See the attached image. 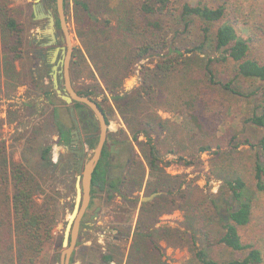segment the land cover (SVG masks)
I'll list each match as a JSON object with an SVG mask.
<instances>
[{"label": "trees", "instance_id": "16d2710c", "mask_svg": "<svg viewBox=\"0 0 264 264\" xmlns=\"http://www.w3.org/2000/svg\"><path fill=\"white\" fill-rule=\"evenodd\" d=\"M76 3L85 13L88 33L92 37L91 48H88L90 62L86 65L88 76L93 79L98 77L101 83L95 86L104 92L106 100H112L117 107L123 101L129 106L137 96L142 95V90L147 94H150L147 90L154 91L152 83L146 90V79L136 90V97L133 94L130 96V92L124 91L122 86L124 79L133 74L138 62L149 56L157 57L154 67L158 73L167 75L175 71L177 66L183 79L187 76L185 80H189L192 86L182 81L180 104L187 110L185 117L189 123L203 135L212 136L219 130L223 99H230L231 95L244 100L259 99L243 117L244 123L263 131L255 142L247 136L243 139V144L255 148L251 184L244 173L228 171L218 175L222 184L215 194L198 192L196 185L195 188L189 184L182 187L181 175H169L158 165L161 162L160 151L147 130H135L131 138L138 142V134L146 132L149 147L146 157L152 177L146 184L147 193L162 191L171 182L175 183L168 190L172 193V189H175V209L181 210L186 218V229L181 231L175 228V237L181 240L187 233L192 259L196 264H264V222L254 221L259 205L258 194L264 192V0H129L123 5L116 24L103 15L111 11L109 5L104 6L105 2L104 5L95 6V9L85 1L77 0ZM65 4L64 1V8ZM180 24L184 36H187L184 39H190L182 44L176 43L174 39L178 29L172 32L173 27ZM170 33L172 35L169 37ZM23 44L21 22L7 1L0 0V71L4 78L14 80V89L23 85L29 88L26 90L27 100L22 105L33 114L38 111L40 96L44 95L49 103H52V97L57 96L52 85L42 95H34V90H30L43 88L42 75H46L49 64L44 65L43 69L36 65L29 67L27 79L26 70L23 67L21 70L16 68L17 62L23 58ZM207 47L214 52L213 55L205 53ZM78 51L77 56L83 58L81 50ZM33 55L35 59L38 58L35 52ZM190 60L196 63L199 72L195 77L201 76L202 81H194L193 69L188 66ZM74 65L73 61L71 72L75 78L83 76L84 73L74 71ZM76 91L91 98L96 93L95 87L91 85ZM172 91L175 93V87ZM97 103L106 117L105 108ZM70 107H73V114L79 117L84 115L80 109L87 108L90 126H93L89 132H97L92 112L80 102H73L67 107L72 127L74 123ZM135 113L141 114V110ZM155 120L159 121L157 124L162 128L164 120L156 114L142 123L151 125ZM51 123L58 135L54 142L68 145L72 127H65L55 114ZM34 127L31 132L33 139V135L39 132ZM23 136L21 134L19 137ZM96 142L97 136L92 135L87 141V149L93 148ZM116 142L111 140L113 144ZM121 142L128 143L132 150L128 140ZM211 147V144H200L196 151L202 153L211 150ZM51 150L52 143L47 141L38 146L41 169L32 172L25 162L9 158L4 142H0V264H37L45 243L52 235L58 201L52 192L44 188L49 169L55 165L51 161ZM109 152L106 141L92 174L91 198L96 190L104 189L108 198H112L115 192L119 193L132 182L141 183L142 168L135 166L133 160L128 162V177L108 178L103 165L107 164ZM168 152H175V163H193L192 159L186 160L184 155L178 154L176 149ZM214 153L217 158H221L220 145H216ZM74 165L77 168L75 161ZM153 204L149 202L151 206L147 208V218H152ZM140 235L146 237L154 248L158 247L157 239L151 232ZM217 248L228 250L231 255L223 259L214 257L212 253ZM102 258L105 261L112 260L106 255Z\"/></svg>", "mask_w": 264, "mask_h": 264}, {"label": "rangeland", "instance_id": "374dc122", "mask_svg": "<svg viewBox=\"0 0 264 264\" xmlns=\"http://www.w3.org/2000/svg\"><path fill=\"white\" fill-rule=\"evenodd\" d=\"M6 1L23 26V58L17 62L16 68L21 70L23 67L28 79L29 67L36 65L37 68L43 69V66L47 64L45 60L38 59L39 57L35 59L36 57L33 55L35 49L39 47L34 42L37 28H41L46 23V19L34 18L32 6L35 0ZM64 1L66 3L64 8L66 26L72 47L71 83L75 89H81L87 85L95 87L96 93L92 95V98L105 108L108 121L107 146L109 147L113 139L119 142L114 143L110 151L111 154H116V163L110 169L108 178L113 179L124 175L128 177L130 174L128 162L130 160L136 163L135 166H141L143 174L141 183L132 182L119 193L115 192L112 198H108V193L104 189L96 190L93 193L91 203L81 219L70 264H196V261L192 259L190 237L187 233L181 240L175 237V228L181 231L186 229L184 213L175 209V189L173 188L172 193H169L175 183L168 184L166 189L157 192L153 198L141 201L142 196L149 195L146 191V184L152 179L146 157L149 147L145 136L146 132L138 134V142L132 140V133L138 129L147 130L160 151L161 162L159 161L158 165L169 175H181L182 187L189 184L195 188L196 185L198 192L215 194L222 184L218 175H224L228 171L242 172L246 175L248 183H252V161L255 148L252 149L249 145L243 144V139L247 136L252 142H255L263 134V131L253 129L249 124L244 123L243 117L259 102V99L244 100L232 95L230 99H223L221 106L223 117L219 130L212 136L203 135L189 123L185 117L187 110L180 104L179 96L182 95V81H185L187 85L190 84L189 80H185L187 76H184L183 79L182 72H178L177 66H175V71L172 70L167 75L158 73L154 67L157 57L149 56L138 62L133 74L124 79L122 86L124 91L130 92V96L133 94L136 97V90L139 89L142 80L146 79L144 83L146 90L148 85L152 83L154 91L147 90L150 91V94H147L142 90V95L137 96L134 102L129 103V106L123 101L117 107L112 100H106L103 95L104 92L95 86L101 83L98 77L95 76L93 79L88 76L86 65L90 62L88 48H91L92 37L88 33L85 13L77 5V0ZM80 1L88 2L92 9H95V6L99 4L104 5L105 2L104 6L109 5L111 11H107L103 15L111 18L112 24H116L123 5L129 0ZM45 4L54 13L55 34L59 39L63 32L58 22L55 0H46ZM175 29H178V33ZM173 31L176 34V38H174L176 43L182 44L188 40L187 38L184 39L187 36H184L182 24L173 27ZM171 35L172 33L169 34V37ZM78 49L81 50L80 53L83 54V58L77 56ZM205 53L207 55L214 54L208 47L205 49ZM200 56L203 57V54ZM73 61L75 63L74 71L84 73L83 76L75 78L71 72ZM188 66L193 69L191 70L193 78L199 74L194 61L190 60ZM47 68L46 75H42L43 88L30 89L34 90V95L36 93L42 95V92L50 89L52 85L49 74L50 64ZM196 79L202 81L201 76L195 77V82H197ZM14 84V80L4 78L0 71V142H4L6 155L9 158L25 162L32 172L41 169L38 161V146L44 141L52 143L50 156L55 165L49 169L50 178L48 179L49 175L46 176L44 188L47 192H52L57 198L58 208L52 235L45 243L37 264H58L60 252L63 249L61 246L63 230L75 200L74 183L78 171L74 165L75 159L72 151L65 145L54 142L58 139V135L51 119L55 114L65 127H72L71 118L67 111V107L71 104L67 105L58 97H52V103H49L42 95L38 99V111L30 114V109L22 105V102L27 100L26 90L29 88L23 85L14 89ZM59 85L60 87L64 86L63 78L59 79ZM190 85L192 86V84ZM204 85L207 84L204 83ZM174 87L175 93L172 91ZM107 97L109 96L107 95ZM132 109L135 111L133 112ZM137 110H141V114H136ZM80 111L86 120L82 131L83 133L89 132L93 126H90L88 109L82 108ZM155 114L164 120L162 128L157 124L158 120H155L156 123L152 122L151 125L142 123L143 120L146 122ZM73 115L77 117V115ZM34 125L39 129V132L33 135V139L31 132L35 128ZM21 134H24L23 138L19 137ZM124 139L130 142L132 150L128 143L121 142ZM204 143L211 144V150L198 153L196 151L198 145ZM216 145H220V159L214 153ZM170 149H176L178 154L184 155L186 160L192 159L193 163L191 165L175 163L177 156L175 152H168ZM91 150L92 148L88 149L85 159L91 155ZM138 186L139 188H137ZM149 202H154V209L150 214L152 218H147L149 214L146 211L151 206ZM258 202L257 213L254 218L256 223L264 222V192L258 194ZM96 206L100 207L97 216L95 219L89 220V216L92 215ZM146 231L151 232L152 236L157 239V249L146 237L140 235ZM212 254L221 259L231 255L228 250L222 248H217ZM104 255L110 256L112 260L105 261L102 258Z\"/></svg>", "mask_w": 264, "mask_h": 264}, {"label": "water", "instance_id": "95a60500", "mask_svg": "<svg viewBox=\"0 0 264 264\" xmlns=\"http://www.w3.org/2000/svg\"><path fill=\"white\" fill-rule=\"evenodd\" d=\"M55 7L60 29L63 32V35L61 36V41L62 43H64V45L56 46L51 51L50 62L53 64L51 66L49 74L51 76L52 88L55 91L56 96L62 101H64L67 105L72 104L73 102H80L85 104L94 115L98 127L97 132L92 134L97 136V142L91 150V155L85 159V154L87 150L84 144H82L81 148L76 151L78 155L76 165L78 174L74 183L75 200L63 230L61 240V246L63 247V249L60 252L58 262V264H70V258L78 237L81 219L84 216L90 203L92 174L99 161L102 149L106 142L108 126L105 114L103 113L101 107L98 105L97 101H95L91 97L77 93L76 89L71 83L70 61L72 57V47L68 34V29L66 26L64 0H55ZM41 17H45L48 19V32L51 34V38L47 44H52L55 40V35L53 34L54 15L52 14L50 9H48L46 12H42V15H38L36 13L34 15L35 19H39ZM59 50L61 51L62 57L59 59L58 62H55V58ZM61 78H63L64 81L63 87H60L59 85V79ZM69 110L74 118L73 107H70ZM156 194L157 192H153L147 196H142L141 201H147L153 198ZM99 208V206L95 208L94 214L90 216L91 220L95 219Z\"/></svg>", "mask_w": 264, "mask_h": 264}, {"label": "flooded vegetation", "instance_id": "af4514ba", "mask_svg": "<svg viewBox=\"0 0 264 264\" xmlns=\"http://www.w3.org/2000/svg\"><path fill=\"white\" fill-rule=\"evenodd\" d=\"M45 1L46 0H37V1L35 0L34 5L32 6L33 15H35V13L38 15H42V12H46L48 10V8L45 6L46 5ZM41 18L46 19V23L41 28H37V34L35 36L34 42L37 43V45H39V47L35 49V53H36L37 57H39V59L45 60L46 63L50 64V70H51V66L53 64L50 62L51 51L56 46H62L63 43H62L60 37H59V39H57V36L55 34V26H54L53 34L55 35V40L52 44H47L51 38V34L48 32V24H47L48 19L45 17H41ZM38 29H39V31H38ZM61 57H62L61 51L59 50V52L57 53V56L55 58V62H58ZM72 119H73V123H74L73 125L74 126L72 127V129H70L71 136H70L69 144L65 145V146L67 148H69L70 151H72V155L74 156V159H75V164L77 165L78 155H77L76 151L79 148H81L82 144L85 145L86 150L88 151L86 145H87L88 139L90 137H92V134L90 132L83 133V131H82V129H84L85 124H86V120H85L84 115H81V117L77 116L74 118L72 116ZM113 145H114L113 143L109 144V147H108L109 151H111V148ZM115 156H116V154H111L109 152L108 157H107V159H108L107 164L103 165L105 168V173H106L107 177L109 175L110 169L116 163L115 162L116 161ZM91 200H92V198L90 199V203H91ZM90 203H89V205H90ZM95 208H94V210H95ZM94 210L92 211V215L94 214ZM92 215H90V216H92ZM90 216H89V220H91ZM96 216H97V214H96ZM88 223H90V222H88Z\"/></svg>", "mask_w": 264, "mask_h": 264}]
</instances>
